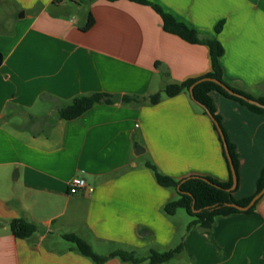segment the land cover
Here are the masks:
<instances>
[{
    "label": "crops",
    "instance_id": "1",
    "mask_svg": "<svg viewBox=\"0 0 264 264\" xmlns=\"http://www.w3.org/2000/svg\"><path fill=\"white\" fill-rule=\"evenodd\" d=\"M149 1L220 41L224 78L264 96V0ZM90 13L95 23L85 30ZM0 51V264H95L66 233L99 254L145 257L185 243L160 264H182L184 255L190 264H264V195L253 212L218 216L212 235L200 225L188 231L193 218L182 208L165 211L179 193L158 183L147 160L177 180L231 175L216 124L189 91L156 104L97 103L75 119L58 115L77 96L148 97L205 76L208 45L167 32L152 6L132 0H0ZM211 96L240 159L234 196H250L264 167V115L218 91ZM12 108L43 129L5 121ZM74 177L86 186L70 193ZM20 217L38 224L33 236L12 233Z\"/></svg>",
    "mask_w": 264,
    "mask_h": 264
},
{
    "label": "trees",
    "instance_id": "2",
    "mask_svg": "<svg viewBox=\"0 0 264 264\" xmlns=\"http://www.w3.org/2000/svg\"><path fill=\"white\" fill-rule=\"evenodd\" d=\"M132 1L152 6L161 15L163 20V28L167 32L176 34L181 38H183L184 40L191 43H201L208 45L211 55L212 71L202 77L217 78L235 92L245 95L249 98L256 99L264 104V96L254 95L248 92L247 90L230 83L224 78L222 66L220 64V57L224 53V47L220 41L211 38L209 39L201 38L197 30L192 29L183 22L176 20L171 14L164 11L158 4L150 2L149 0H132ZM94 23H95V18L93 14L90 13L88 16L87 23L84 26V29L87 30L91 28L94 25ZM221 25H222L221 23L218 25L217 31H220ZM200 78H190L183 82L168 83L165 85V87L162 90L148 97L129 95V94L114 95L106 92H95L88 95L77 96L69 104L59 106L58 115L62 119H75L97 103L110 104L114 102H121L123 104L140 105L148 101L151 104H156L162 99V96L164 94L171 97L178 95L184 91H189L191 85L194 84ZM212 91H218L229 98L237 100L242 105L249 108L250 110L258 114L264 115V108L251 104L245 99L229 93L226 89H224L221 85H219L214 81H209V80L202 81L194 87V98L196 101L203 104L209 111L213 113L214 117L220 122L222 128L223 125H222L221 116L217 113L216 105L211 96ZM224 132L227 138L230 154L232 156L233 163L237 170L238 179H239L240 159L237 152V148L236 145L230 140L225 130ZM227 161L231 172V166L228 158ZM146 165L153 170L159 184L165 187L177 189L179 193V197L176 200L167 203L165 206V211L166 213L173 215L176 213V211L179 208L185 209L188 212V214H190V216H192L193 218L192 221L188 224L187 227L188 231H190L194 226L200 225L210 235H212L215 221L218 216L243 212L237 209L236 207L227 206L226 203L236 202L240 205H247L252 200L254 195L260 192L264 187V167L262 168L261 174L257 180L256 192L247 197L236 198L234 196V192L237 190L238 186L233 191L227 190V188L231 187L233 184L232 172L230 175V179L227 182L219 181L210 176L190 177L186 181H184L179 188L178 186L182 182V180H177L176 178L170 175L162 173L158 169V167L150 160L146 161ZM205 178H207V180ZM194 200H195V208L202 209L200 212H195L193 210ZM258 201L254 206H252L249 210L245 212L248 213L253 212L256 209ZM10 229L12 233L18 238H29L38 231L39 226L37 223L25 217H20V218H15L10 222ZM63 236L65 239L72 242L83 255L89 257L95 264H104L110 258L113 257H119L121 260L125 262L139 263L144 260H149L151 264H160L175 258L185 249V243L182 242L177 247L166 250L164 252H160L158 250L152 249L150 253L145 257L138 256L134 251H126L122 249L115 250L109 254H99L94 250L91 243L88 242L79 234L66 233Z\"/></svg>",
    "mask_w": 264,
    "mask_h": 264
},
{
    "label": "water",
    "instance_id": "3",
    "mask_svg": "<svg viewBox=\"0 0 264 264\" xmlns=\"http://www.w3.org/2000/svg\"><path fill=\"white\" fill-rule=\"evenodd\" d=\"M2 61H3V53L0 51V65L2 64ZM214 81L216 83H218L219 85H221L224 89H226L229 93L235 95V96H238L240 98H243L245 99L246 101H248L249 103L251 104H254V105H257L259 107H262L264 108V104L261 103L260 101L256 100V99H253V98H249L245 95H242L240 93H237L235 92L234 90H232L230 87H228L225 83H223L221 80L217 79V78H214V77H202L200 79H198L194 84L191 85L190 87V94L192 96V98L195 100L194 98V87L202 82V81ZM196 101V100H195ZM198 102V101H197ZM199 103V102H198ZM201 106L204 107V109L206 110V112L210 115V117L213 119V121L215 122L216 126H217V129L220 133V136L222 138V141L224 143V147H225V152H226V155H227V158L229 160V163H230V166H231V172H232V176H233V184L231 187L227 188L228 191H233L237 188L238 186V182H239V179H238V174H237V170L235 168V165L233 163V159H232V156L230 154V150H229V146H228V142H227V138H226V135H225V132L220 124V122L214 117L213 113L211 111H209L203 104L199 103ZM190 177H199V176H189L187 178H184L182 180V182L179 184V188H180V185L186 181L188 178ZM207 180V178H205ZM264 195V187L263 189L258 192L257 194L254 195V197L252 198V200L247 204V205H240L236 202H228L226 203L227 206H232V207H236L237 209L241 210V211H247L249 210L252 206H254L256 204V202ZM193 210L195 212H200L202 209H196L195 208V200L193 202Z\"/></svg>",
    "mask_w": 264,
    "mask_h": 264
},
{
    "label": "rangeland",
    "instance_id": "4",
    "mask_svg": "<svg viewBox=\"0 0 264 264\" xmlns=\"http://www.w3.org/2000/svg\"><path fill=\"white\" fill-rule=\"evenodd\" d=\"M5 121H8L14 125H18V124H22V125H26V126H33V128L35 129H43L44 125L41 122L38 123H33L32 124V120L30 119L29 115L19 109V108H12L9 109L8 112L6 113V115L3 118ZM181 216L187 218V219H192V217L188 214V212L185 209H180L179 210ZM98 250V249H97ZM101 251L103 250H99V253H102ZM160 252H164V250H161ZM140 253H146V252H140ZM184 259H182V264H190L191 263V259L189 258V256L184 255Z\"/></svg>",
    "mask_w": 264,
    "mask_h": 264
},
{
    "label": "built area",
    "instance_id": "5",
    "mask_svg": "<svg viewBox=\"0 0 264 264\" xmlns=\"http://www.w3.org/2000/svg\"><path fill=\"white\" fill-rule=\"evenodd\" d=\"M86 186V181L82 177H74L70 181V193H77L80 189Z\"/></svg>",
    "mask_w": 264,
    "mask_h": 264
}]
</instances>
